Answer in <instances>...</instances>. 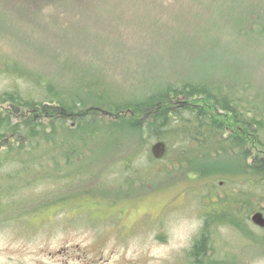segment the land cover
Masks as SVG:
<instances>
[{
    "label": "rangeland",
    "instance_id": "1",
    "mask_svg": "<svg viewBox=\"0 0 264 264\" xmlns=\"http://www.w3.org/2000/svg\"><path fill=\"white\" fill-rule=\"evenodd\" d=\"M242 12L251 16L249 39L234 33ZM208 50L228 52V70L247 71L264 87V1L0 0V63L17 62L69 85L95 73L116 91L144 94L160 76L205 74ZM33 82L0 69V90L32 92ZM158 141L146 133L124 136L105 151L100 138L90 144L97 153L70 155L75 161L61 153L13 154L43 162L23 171L30 186L19 170L7 172L14 178L0 176V264H195L190 251L205 214L224 206L218 197L236 194V186L211 174L224 164L198 177L184 152L179 158L181 141H164V155L155 157ZM6 182L14 189H4ZM255 211L245 230L260 244L229 223L208 227L217 264H264V227L252 221Z\"/></svg>",
    "mask_w": 264,
    "mask_h": 264
},
{
    "label": "trees",
    "instance_id": "2",
    "mask_svg": "<svg viewBox=\"0 0 264 264\" xmlns=\"http://www.w3.org/2000/svg\"><path fill=\"white\" fill-rule=\"evenodd\" d=\"M250 18H246V12L236 18L233 29L238 38L249 39L248 33L252 31L246 26ZM206 51L205 74L170 76L172 79L160 76L144 94L116 91L95 73L69 85L52 75L33 73L23 64L1 62L0 69L5 72L31 77L34 89L0 90V176L14 178V174L7 173L13 168L22 172L19 177L28 180L24 186H30L33 179L23 171L33 162L37 169H42L38 166L42 159L13 154L61 153L66 155L62 159L75 161L70 155L98 152L90 144L100 138L105 141V151L124 136L137 138L141 133L150 139L181 141L186 149L178 152L179 158L184 152V162L198 177L209 174L207 167L224 164V169L211 174L227 175L237 187L233 186L236 194L229 193L234 195L232 203L227 204L229 194L219 196L220 203L226 204L220 208L211 205L205 214V226L190 251L194 263L217 264L214 259L218 245H212L213 238L208 234L211 224L229 223L260 244L258 236L245 227L251 212L260 206L264 210V87L252 82L247 71L245 74L228 70V52ZM216 67L220 70L216 71ZM99 112L103 119L97 117ZM70 120L75 126L69 125ZM200 161L207 164L201 165ZM13 186L3 183L7 191L13 190Z\"/></svg>",
    "mask_w": 264,
    "mask_h": 264
},
{
    "label": "water",
    "instance_id": "3",
    "mask_svg": "<svg viewBox=\"0 0 264 264\" xmlns=\"http://www.w3.org/2000/svg\"><path fill=\"white\" fill-rule=\"evenodd\" d=\"M166 151V145L164 141H158L153 145L152 153L155 157L161 158ZM252 221L259 225L260 227H264V212L263 211H255L251 216Z\"/></svg>",
    "mask_w": 264,
    "mask_h": 264
}]
</instances>
